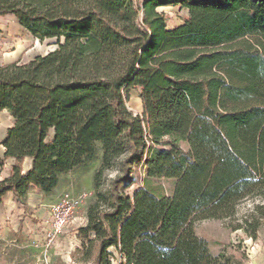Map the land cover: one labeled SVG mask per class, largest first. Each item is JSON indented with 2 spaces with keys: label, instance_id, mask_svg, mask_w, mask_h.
<instances>
[{
  "label": "trees",
  "instance_id": "1",
  "mask_svg": "<svg viewBox=\"0 0 264 264\" xmlns=\"http://www.w3.org/2000/svg\"><path fill=\"white\" fill-rule=\"evenodd\" d=\"M168 6L188 11L173 29L157 12ZM6 15L56 49L0 64V111L14 120L1 142L0 169L14 164L0 202L12 193L26 208L31 190L51 194L100 151L82 264H111L109 249L125 264H232L194 224L264 200V0H0ZM132 88L141 117L126 106ZM254 212L234 227L251 240L264 201Z\"/></svg>",
  "mask_w": 264,
  "mask_h": 264
},
{
  "label": "rangeland",
  "instance_id": "2",
  "mask_svg": "<svg viewBox=\"0 0 264 264\" xmlns=\"http://www.w3.org/2000/svg\"><path fill=\"white\" fill-rule=\"evenodd\" d=\"M157 12L165 15L168 29L181 25L188 18V11L179 6L162 7ZM55 42L36 41L18 26L14 17H0V64L28 62L36 56L46 55L56 49ZM13 51L16 53L12 58L10 53ZM139 96V88L130 89L126 106L134 116L141 117L143 107ZM180 147L184 151L187 149L184 143H180ZM100 157L99 151L94 162L62 177L58 192L47 195L35 212H28L22 221L17 218L12 224L5 225L0 236V264H82L77 249L82 247L84 241L79 230L86 225L87 209L95 200L93 174L99 167ZM143 174L141 163L133 166L130 176L133 185L122 191L132 196L141 185ZM113 176L111 172L109 177ZM165 187L169 193L170 186ZM106 189L107 185L102 184L100 190L105 192ZM78 198H82V202L69 227L59 235L50 236V207L67 199ZM263 201L260 198L244 201L237 207L232 219L196 222V235L207 241L213 255L223 254L231 259L232 264H264V217L260 219L256 240H251L241 230H234L235 226L243 225L245 220L250 222L253 217L256 218L254 207ZM109 252L111 264H125L113 249H109Z\"/></svg>",
  "mask_w": 264,
  "mask_h": 264
},
{
  "label": "crops",
  "instance_id": "3",
  "mask_svg": "<svg viewBox=\"0 0 264 264\" xmlns=\"http://www.w3.org/2000/svg\"><path fill=\"white\" fill-rule=\"evenodd\" d=\"M6 16H11V15H6ZM15 53L16 52L14 51L10 53L12 55L11 56L12 58L15 56ZM44 55H39V56H44ZM13 124H14V120L10 116V114L6 110L0 111V159H4V152H5L4 148L1 145V142L6 137L7 130ZM52 134H53L52 131H50V136H52ZM13 164H14V160L12 158H7L4 160V166L3 168L0 169V180L5 179L10 175ZM30 168H31V160L29 158H25L22 163V172L25 173ZM62 177L60 178L59 184L57 188L53 191V193L58 192ZM45 198L47 199V195L41 193L39 189H33L27 195L26 208H25L16 203L12 193H7L0 202V236L2 235V230L5 227V225H7V223L12 224L14 221H16L17 218L18 221H22L23 218L28 214V212H35L37 206L42 202H44L43 200H46ZM19 227H21V224L19 225Z\"/></svg>",
  "mask_w": 264,
  "mask_h": 264
},
{
  "label": "built area",
  "instance_id": "4",
  "mask_svg": "<svg viewBox=\"0 0 264 264\" xmlns=\"http://www.w3.org/2000/svg\"><path fill=\"white\" fill-rule=\"evenodd\" d=\"M81 202L82 198L76 200L67 199L50 207V236L61 234L69 226Z\"/></svg>",
  "mask_w": 264,
  "mask_h": 264
}]
</instances>
